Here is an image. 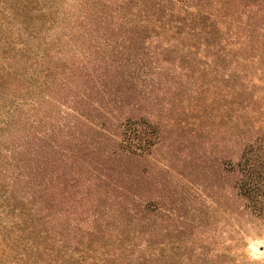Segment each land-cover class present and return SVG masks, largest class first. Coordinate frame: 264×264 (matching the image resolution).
<instances>
[{
	"label": "trees",
	"instance_id": "1",
	"mask_svg": "<svg viewBox=\"0 0 264 264\" xmlns=\"http://www.w3.org/2000/svg\"><path fill=\"white\" fill-rule=\"evenodd\" d=\"M245 1L252 27L258 0H0V264H231L227 239L264 235Z\"/></svg>",
	"mask_w": 264,
	"mask_h": 264
},
{
	"label": "rangeland",
	"instance_id": "2",
	"mask_svg": "<svg viewBox=\"0 0 264 264\" xmlns=\"http://www.w3.org/2000/svg\"><path fill=\"white\" fill-rule=\"evenodd\" d=\"M218 1L217 6L218 10L221 7H224L227 12L234 11L235 6L231 4L232 0H214ZM213 1H208V3H212ZM258 6L255 8V12L257 11V20L254 21V26L251 25L249 19L247 18L249 13V8L246 7L248 5V1H245L244 5H242L240 9V15H237L238 21H241V30L243 35L246 37L247 33L250 34V38L246 39H232L233 43L237 46H233L235 49H239L238 43H244L243 46H246L245 57H247L250 60L258 61L257 64L252 68V72L256 71L257 75L259 77L258 80H255L254 86H255V94L259 97L264 96V75L261 73L260 69L263 67L261 64H259L260 61L264 60V3H262L261 0H258ZM245 7V8H244ZM259 7V8H258ZM236 9V8H235ZM223 10H220V13L222 14ZM223 15V14H222ZM241 16V19H238V17ZM221 21L225 23V21H229V19L223 18ZM229 36H232L231 34ZM249 83V82H247ZM189 189L192 191L196 189L195 187H189ZM193 192V191H192ZM198 202V201H197ZM207 206L211 205L210 200H206ZM193 207H200L199 202L198 204H193L192 207H187V209H184L178 213H165L169 216H171V220L168 221L166 224L162 225V234L160 238H156L153 240L152 249L154 253H158V250H163L164 254L167 256H172L173 251L171 248L173 247H183L184 241L187 237V235L192 232L196 233L193 227H190V230L186 231L185 227L191 224V220L199 215H202V213H199L195 210H193ZM208 214V213H206ZM152 218V217H151ZM183 226V227H182ZM245 232H243L241 235L237 237V239L232 242L228 239L226 240V245H228V248H231L228 252L229 256L232 259L231 264H264V235L260 232L259 228L256 225H244ZM185 230V231H184ZM185 232V234H183ZM133 236H135L133 234ZM135 244L140 246V241ZM197 246V245H196ZM196 246L193 244H188V247H190L191 250H196ZM136 249V247H133ZM145 249L146 252H150V250L146 249V247H138V250ZM157 249V250H156ZM210 249H213L211 246ZM183 252V250H182ZM213 253H210V256ZM179 261V260H178Z\"/></svg>",
	"mask_w": 264,
	"mask_h": 264
}]
</instances>
